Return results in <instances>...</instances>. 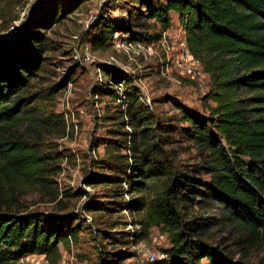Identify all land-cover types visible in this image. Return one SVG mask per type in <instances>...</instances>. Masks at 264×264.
Segmentation results:
<instances>
[{"label":"trees","instance_id":"obj_1","mask_svg":"<svg viewBox=\"0 0 264 264\" xmlns=\"http://www.w3.org/2000/svg\"><path fill=\"white\" fill-rule=\"evenodd\" d=\"M81 1L49 0L36 5L21 29L0 38V187L3 181L15 184L20 175L30 177L50 169L14 131L32 118L30 110L44 96L29 92L43 66L44 33ZM129 1L141 33L133 32L127 40H158L170 27L169 15H177L188 52L211 81L204 101L211 99L213 104H207L208 114L201 115L174 101L177 121L186 126L160 121L141 102L139 90L128 86L126 73L101 65L108 79L107 92L119 99L115 109L129 128L122 135L124 146L113 143L108 149L117 164L112 168L114 179L127 185L124 192L118 184L115 195L129 194L125 209L143 211L136 220L143 231L157 227L167 234L165 256L152 264H203L202 258L208 264H238L207 244L212 239L207 219L216 218L203 214L220 210L221 218L255 235L264 246V0ZM132 12L126 10V15ZM3 13L0 1V16ZM146 19L159 23L161 31L147 34ZM131 26L129 17L117 22L99 14L90 26L91 49L104 48L115 33L127 34ZM122 83L125 88L119 93ZM176 130L199 151V169L208 180L199 173H187L188 169L178 170L174 148L169 146ZM3 193L0 264H14L30 254H41L55 264L61 258L59 244L67 246L77 238L71 217L49 220L42 212H24L13 208ZM87 210L103 208L87 206ZM99 252L101 262L109 259L101 247Z\"/></svg>","mask_w":264,"mask_h":264},{"label":"rangeland","instance_id":"obj_2","mask_svg":"<svg viewBox=\"0 0 264 264\" xmlns=\"http://www.w3.org/2000/svg\"><path fill=\"white\" fill-rule=\"evenodd\" d=\"M0 1L4 11L0 16L1 38L15 34L35 6L49 0ZM129 2L82 0L46 30L43 66L29 89L30 95L44 96L37 99L30 110L32 118L17 125L14 131L27 149L47 161L46 167L50 169L35 171L30 177L20 175L15 184L3 181L0 193L3 190L10 204L14 203L13 208L24 212H42L49 220L71 217L70 224L78 231L76 240H70L67 246L59 244L61 258L55 264H150L134 248L136 243L142 242L154 252L156 260L163 258L162 249L169 246L167 234L159 228L143 231L136 223L143 211L125 209L129 194L124 193L121 198L115 195L118 184L124 192L127 185L114 179L112 168L117 164L108 149L113 143L124 146L122 135L129 128L115 109L119 99L107 92L108 79L101 65L109 64L126 73L130 79L128 86L139 90L141 102L160 121L186 126L177 121L174 101L201 115H207V104H213L211 99L204 101L211 90L210 78L186 55L184 31L174 13L169 15L170 27L162 31L160 39L141 41L148 45L142 51L126 52L120 47L134 41L127 40L133 32L141 33ZM126 10L133 15H126ZM101 13L117 22H126L129 17L131 32L115 33L111 43L93 50L89 43L90 26ZM145 22L147 34L161 31L159 23L149 19ZM124 88L122 83L117 90L121 93ZM47 116L49 119L44 120ZM169 146L174 148L178 170L188 169L187 173H199L203 180H208L199 169V151L179 130L173 131ZM120 152H125L124 147ZM159 182L161 180H156V184ZM87 206L103 210H87ZM203 216L216 218L207 219L212 233L207 244L212 248L232 256L234 263L264 262V246L255 235L232 227L220 217L218 209ZM100 247L109 256L108 261L102 260L104 263L100 261ZM201 262L208 264L207 258H202ZM14 264L49 262L41 254H30Z\"/></svg>","mask_w":264,"mask_h":264},{"label":"built area","instance_id":"obj_3","mask_svg":"<svg viewBox=\"0 0 264 264\" xmlns=\"http://www.w3.org/2000/svg\"><path fill=\"white\" fill-rule=\"evenodd\" d=\"M144 46H148V45L144 44L141 41L134 40V41H127L126 43H123L120 47L124 48L125 49L124 51H126V52H128V50H129L130 52L138 53L139 50L142 51ZM146 53L150 54V52H146ZM143 55H146V54L143 53ZM186 55H188L192 59L193 62L200 65V63L191 56V54L188 52V50H186ZM134 248L137 249L147 260H149L150 264L153 263L154 261H156V254L154 252H152L148 247H146L142 242H140L139 244L136 243ZM164 256H165V254L162 253V257H164Z\"/></svg>","mask_w":264,"mask_h":264},{"label":"crops","instance_id":"obj_4","mask_svg":"<svg viewBox=\"0 0 264 264\" xmlns=\"http://www.w3.org/2000/svg\"><path fill=\"white\" fill-rule=\"evenodd\" d=\"M176 15V14H175ZM177 17V16H176Z\"/></svg>","mask_w":264,"mask_h":264}]
</instances>
